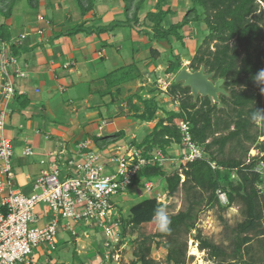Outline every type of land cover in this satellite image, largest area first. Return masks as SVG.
Here are the masks:
<instances>
[{"label": "trees", "instance_id": "obj_1", "mask_svg": "<svg viewBox=\"0 0 264 264\" xmlns=\"http://www.w3.org/2000/svg\"><path fill=\"white\" fill-rule=\"evenodd\" d=\"M20 0H0V42L11 43V51L16 57L34 51L40 45L22 47L12 44L13 32L7 23L13 18ZM32 11L38 13L41 0H27ZM124 18L107 25L89 20L77 23L66 30L54 31L51 40L79 35L96 36L114 34L119 30L127 34L133 31L144 34L150 43L168 42L167 66L165 73L176 76L184 67L181 55L175 53L174 42L185 48V33L192 24L205 26L207 34L195 54L188 60L187 68L198 71L202 67L213 74L212 80L226 79L224 94H220V104L208 97L192 95L190 87L174 81L166 94L178 103V110H167L156 98L154 90L146 94L135 93L127 98L128 110L124 114L134 121L151 123L160 112L164 114L152 131L141 141L133 140L131 146L141 150L147 158L154 151H160L171 159L170 150L174 146H184L181 122L191 125L192 141L201 149L200 159L181 166V171L167 172L155 162L140 168L128 189L130 193L146 190V184L157 178L166 182L168 196L184 192L185 207L175 214L167 215L170 221L167 231L154 235H142L135 240L136 260L132 264H159L151 258L155 239H162L168 250L167 264H185L187 240L184 235L193 231L202 251H207L217 264H264V113L257 115L256 109H264V77L257 74L264 70V0H190L191 7L182 21L167 24L177 14L168 0H157L155 10L144 12L148 0H121ZM83 18L95 11L97 0H76ZM143 13L144 18H142ZM100 22V21H99ZM101 46H112L101 41ZM153 58L159 52L151 48ZM141 76L136 64L119 67L101 79L100 88L92 94L111 96L113 105L123 93V84L135 81ZM92 89V87H91ZM16 101L23 100L17 94ZM21 104V103H20ZM29 104L24 99L22 108ZM120 108V105H119ZM122 110V108H121ZM261 125V127L258 125ZM126 138L125 130L107 137L94 136L96 146L103 149ZM250 143L257 151L251 156ZM215 165V168L213 167ZM184 177V180H183ZM183 180V181H182ZM218 192L226 194L228 203L223 204ZM218 206L228 210L234 203L242 205L243 220L232 229L230 247H223L202 236L197 228L198 209ZM165 205L158 197L144 199L130 208L129 216L120 219V236L125 237L128 228L140 229L147 225H158V212L162 214Z\"/></svg>", "mask_w": 264, "mask_h": 264}, {"label": "rangeland", "instance_id": "obj_2", "mask_svg": "<svg viewBox=\"0 0 264 264\" xmlns=\"http://www.w3.org/2000/svg\"><path fill=\"white\" fill-rule=\"evenodd\" d=\"M156 3L157 0H148L143 9L144 12L148 10H155ZM168 3L173 9L177 10V14L170 18L167 21V24L182 21L183 17L191 7L190 0H168ZM123 11L124 5L121 0H97L95 11L83 18L76 0H41L40 10L38 13H35L30 9L27 0H20L16 6L12 20L13 22L14 20L17 22L16 19L19 18V22H22L19 24H21L22 27H25L27 24L31 25L32 22L37 23L40 20L39 16H41L43 17L41 22H45V24H50V22L52 23L54 20L55 27L53 30L58 32L60 30H66L85 20H89L90 23L95 20L99 24L107 25L114 20L123 19ZM144 15L145 14L143 13L142 18H144ZM68 16H71V18L69 19ZM3 21L4 19L0 17V23ZM20 27L13 28L12 31L18 34L23 31L21 30L22 27ZM206 34L207 30L205 26L192 24L185 33V48H182L180 43L174 42L173 46L176 49L175 53H179L181 55L184 68L188 67L190 63L188 60L195 54L198 46L201 44ZM109 35L111 36L107 41L108 44L112 46L102 47L100 45L101 48L107 49V51L102 52V54L106 59L111 58V56H114L116 59L112 58V61L107 60L105 66H103L105 69L104 71L109 73L116 68L134 63L136 64L141 76L135 81L123 84V93L122 96L119 97V104L115 102L113 105H108L112 100L110 95L105 97L97 95L98 101L96 102V105H99V107L92 108L93 112L95 110L100 111L106 118H108L109 114L114 116L116 115V118H122L117 121L118 128L125 129L127 133H130L132 129L130 128L131 125L137 124L138 126L143 123L140 121L133 122L131 117L121 115L123 114L121 113L123 110L124 114L127 112V98L132 94L143 93L144 91L146 92L143 94H146L148 90H154L157 100L167 110H178V103L173 101L172 98L166 94L168 86L176 77L165 73L167 56L169 53L168 50H170V48H165L158 43H150L149 39L144 34L138 33L137 31L127 34L126 31L119 30L114 34ZM83 36L86 37L85 35ZM151 48H154L159 52L157 58L152 57ZM100 50L101 49H98L96 52H99ZM78 51L79 50H77V53L75 54L76 57L79 54ZM98 56H100V54L95 56V58ZM94 63L96 66H99V62ZM103 67L101 68L103 69ZM100 70L101 69L99 68L97 71L100 72ZM92 75L91 76L95 78L96 75ZM73 78L75 81L79 79L76 74H73ZM98 81L99 80L93 81L90 84L85 81L84 85H78L79 90L78 93L76 92L75 94L76 98L79 99V96H81L82 93L86 95L85 89L87 90L88 86L100 88L102 85H99L100 83ZM142 89H144V91H142ZM69 90L72 91V88L70 87ZM70 95V92L61 93L59 90L53 92L51 95V93H48L47 88H45L43 99L51 100L54 110H56L59 114L57 122L53 123L52 126L58 125V127L61 128H68L69 119H73L74 115L71 109H67L66 100ZM82 109L85 108L82 107ZM163 116L164 114L160 112L157 119L153 121V124L149 125V123L145 122L138 127V129L134 131L137 142H141L149 133L150 128H152L154 124H156ZM258 125L261 127L259 123ZM17 139H19L20 142L22 138L19 137ZM260 139L263 140L264 138L262 137ZM132 140V135L127 137V144L131 145ZM248 146L251 149L250 155L255 156L257 151L250 143H248ZM188 153L189 152L184 148V146H174L170 150L172 158L164 162V169L169 173H172L175 170L181 171V166L187 163L185 156H188ZM62 179L63 178L61 177V180ZM150 183L152 185L150 189L138 191V193H130L127 191L124 194L119 193L118 195L112 197L113 202H115L117 206L115 211L116 222L120 223L121 217L127 218L129 216L130 208L133 205L152 196L158 197L159 202H162L165 205L162 211L164 216L175 214L185 207V196L182 190L174 196H168L166 191V182L163 178H157ZM25 192L27 194L31 193V186L28 185V189ZM222 201L224 202V200ZM205 204L206 203H203L198 209L199 219L197 222V228L201 231L203 237L208 238L213 243L227 248L230 247L232 229L243 220L242 205L234 203L228 210L223 211L218 206L209 208ZM159 222L160 219L158 217V225ZM65 225L66 221L63 220L59 224L58 235L56 237V248L52 249L46 244H43L35 250V254L40 256L42 261L47 262L45 264H132V262L136 260L134 256V252L137 249L135 240L141 238L143 234L154 235L158 231L159 227L158 225H147L135 230L128 228L125 237H121L119 234V238L112 241L109 247H106V243L111 239L106 235L104 227L99 226L97 223L91 222L88 226L85 224L77 226L76 231L79 235L75 237L70 231L66 230ZM197 234V231H193L183 237V240H187V255L185 264H217L213 259H211L207 251H202L200 249V243L195 239ZM77 238H79V240H76ZM155 242L164 241H162V239H155ZM155 242L152 245L151 258L159 264H167L166 258L168 250L162 243L161 245H157Z\"/></svg>", "mask_w": 264, "mask_h": 264}, {"label": "built area", "instance_id": "obj_3", "mask_svg": "<svg viewBox=\"0 0 264 264\" xmlns=\"http://www.w3.org/2000/svg\"><path fill=\"white\" fill-rule=\"evenodd\" d=\"M43 20V17H40ZM22 39L25 35L21 36ZM12 40V44L21 43ZM71 64L64 66L67 69ZM20 68V59L13 55L11 43L0 42V264H45L35 250L46 244L56 248V237L61 221H66L65 228L77 236V226L97 223L104 227L110 237L106 247L119 238L120 225L115 221L116 203L112 197L128 191L137 171L149 164L159 162L164 166L168 159L154 151L147 158L141 150L130 146L124 153L113 152L107 161L100 153L90 151L83 155V160L69 159L67 173L59 166L50 172L40 174L33 184V193L24 194L14 190L12 184L14 146L6 135L10 104L18 94L14 78H26ZM184 136V148L187 149V162L200 159L201 149L192 141L191 125L181 122ZM81 149H88V144H81ZM31 148H26L25 155H32ZM215 168V165H213ZM75 171L71 174L70 171ZM264 173V164L260 166ZM61 177L63 178L61 180ZM152 187L146 184V189ZM223 204L228 203L225 193L218 192ZM224 200V202L222 201ZM43 206L49 214L48 221L39 223V208Z\"/></svg>", "mask_w": 264, "mask_h": 264}, {"label": "crops", "instance_id": "obj_4", "mask_svg": "<svg viewBox=\"0 0 264 264\" xmlns=\"http://www.w3.org/2000/svg\"><path fill=\"white\" fill-rule=\"evenodd\" d=\"M68 18L70 19L71 16ZM18 19H16L17 22L15 20L13 22L12 19L7 21L11 25V30L21 26L19 23L22 22H19ZM50 24H45L39 20L37 23L27 24L28 27L21 26L23 31L18 34L12 31V40H21V43H18L19 46L40 45L34 51L23 53L19 57L20 68L26 72L27 77L14 78L13 82L18 94L29 100V104L22 108L20 105L24 99L12 101L6 128V135L12 139L14 146L13 188L24 194H27L25 191L28 189V185L32 188V192L29 194H32L36 178L42 173L50 172L56 166L67 173L66 164L69 159L83 160L84 154L93 151L100 153L104 156L103 161H107L113 152L124 153L131 146L127 144L126 138L132 135V139L137 140L134 131L143 124L131 125V132L127 133L125 129L118 128L117 121L122 118H116V115L111 114L106 118L100 111L95 110L93 112L92 108L99 107L96 105L97 95L91 92V90H95L93 87L91 89L88 86V89H85L86 95L82 93L79 99L75 96L79 90L78 85H84L85 81L90 84L108 74L104 71L103 66L107 60L112 61V58L115 57L111 56V58L106 59L102 52H106L107 49L101 48L100 45L102 44L101 41L108 42L107 40L111 35L104 34L100 39L95 38L96 36L84 37L79 35L77 38L74 37L76 39L63 37L52 41L54 20ZM23 35H25L24 39L21 38ZM98 49L101 50L96 52ZM77 50H79V54L76 57ZM98 54L100 56L95 58ZM94 62H99L100 67L96 66ZM66 64L71 65L65 69ZM99 68L101 69L100 72L97 71ZM73 74L79 77L77 81L74 80ZM92 74L96 75L95 78L92 77ZM70 87L72 91L69 90ZM45 88L51 95L57 90L61 93H71L66 103L67 109H71L74 115L73 119H69L68 128H61L58 125L52 126L53 123L57 122L59 114L54 110L51 100L43 99ZM117 104H119L118 101ZM133 122L135 121L133 120ZM151 124L153 122L149 123V125ZM153 127L150 128L149 133ZM120 130H125V139L103 149L96 146L94 136L107 137L110 136L109 134H115ZM19 137L22 138V145L21 141L19 142L17 139ZM84 143L88 144V149H81L80 146ZM26 148L32 149V155L24 154ZM70 173L75 174V171L71 170ZM3 181L5 178L0 176V182ZM38 213L39 223L44 225L49 219L47 209L40 206Z\"/></svg>", "mask_w": 264, "mask_h": 264}, {"label": "water", "instance_id": "obj_5", "mask_svg": "<svg viewBox=\"0 0 264 264\" xmlns=\"http://www.w3.org/2000/svg\"><path fill=\"white\" fill-rule=\"evenodd\" d=\"M165 48H170L168 42H161ZM213 74L206 73L204 67L198 71H191L188 68H183L175 77V83H183L184 87H190L192 95L197 98L198 96L208 97L213 103H219L220 94H224L225 90L223 85L226 79L217 81L212 80Z\"/></svg>", "mask_w": 264, "mask_h": 264}, {"label": "clouds", "instance_id": "obj_6", "mask_svg": "<svg viewBox=\"0 0 264 264\" xmlns=\"http://www.w3.org/2000/svg\"><path fill=\"white\" fill-rule=\"evenodd\" d=\"M257 77H264V70H261L258 74ZM262 92H264V89H261ZM255 113L257 115H260L261 113H264V109H256ZM261 119H264V116H261ZM259 123V121H258ZM158 216L160 219L159 222V229L160 231H167L168 230V224L170 223V221L167 219L166 216H164V214H161L160 212H158Z\"/></svg>", "mask_w": 264, "mask_h": 264}]
</instances>
